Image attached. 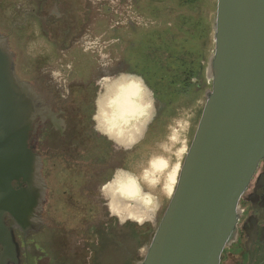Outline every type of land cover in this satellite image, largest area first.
Listing matches in <instances>:
<instances>
[{
	"label": "water",
	"instance_id": "water-1",
	"mask_svg": "<svg viewBox=\"0 0 264 264\" xmlns=\"http://www.w3.org/2000/svg\"><path fill=\"white\" fill-rule=\"evenodd\" d=\"M26 1L17 6L25 8ZM13 6L0 10V24L10 20ZM212 29L211 89L144 264H219L236 238L238 201L264 160V0H217ZM45 45L22 37L13 42L15 54L0 33V211L33 231L46 186L31 142L38 121L62 122L16 67L26 74L32 61H41ZM66 65L62 59L52 68L59 72Z\"/></svg>",
	"mask_w": 264,
	"mask_h": 264
},
{
	"label": "flooded vegetation",
	"instance_id": "flooded-vegetation-1",
	"mask_svg": "<svg viewBox=\"0 0 264 264\" xmlns=\"http://www.w3.org/2000/svg\"><path fill=\"white\" fill-rule=\"evenodd\" d=\"M25 3L22 9L17 6V0H0V10L14 5L10 20L5 25L0 24V33L8 37L15 54L13 42H19L22 37L29 41L41 38L46 43L40 62L32 61L25 69L26 74L20 73L17 67L16 71L21 78L28 76L22 79L57 113L62 126L38 121L31 145L41 159L40 172L46 186L44 200L36 214L40 225L35 231L20 229L11 214L0 211V264H128L134 257V248L124 245L123 235L139 238L144 227L133 229L132 225L117 221L116 215L124 220L129 219L128 213L120 208L113 212V206L100 192L101 185L111 178L113 171L124 167V150L116 148L117 145L124 147L95 131L92 120L95 105L91 102L89 85L83 88L63 85L60 72L65 69L53 76L52 68L54 62L67 54L74 58L73 52L80 45L90 38L95 39L91 24L108 29L122 28L124 14L118 17L115 9H122L124 0H27ZM111 9L116 19L121 20L116 25L109 16ZM101 13L108 14L110 20L98 21L96 17ZM38 32L40 37H36ZM102 39L103 36L100 41ZM70 66L66 65L68 72L72 69ZM101 75L107 76L103 68ZM100 81L101 90L103 78ZM89 84L93 88V83ZM97 90L98 87L95 94ZM157 101L159 108L158 98ZM71 108L75 109L73 115L69 113ZM172 142L177 143L178 139ZM53 143L57 149L49 148ZM186 153L187 150L184 157ZM173 171L177 181L180 164L177 170L176 163L159 177L164 193ZM57 180L61 181L60 187ZM175 185H172V194ZM104 206L115 215L111 213L107 219L97 220ZM238 207L236 238L223 249L219 264H264V160L258 163Z\"/></svg>",
	"mask_w": 264,
	"mask_h": 264
},
{
	"label": "rangeland",
	"instance_id": "rangeland-1",
	"mask_svg": "<svg viewBox=\"0 0 264 264\" xmlns=\"http://www.w3.org/2000/svg\"><path fill=\"white\" fill-rule=\"evenodd\" d=\"M130 1L124 0V7L115 9L118 11V17L121 13L124 14L122 28L108 29L102 25L96 27L95 24H91L92 35H95V38L103 36V39L98 45H91L87 53L82 51L85 44L80 45L81 47L73 52L75 59L70 55L63 57L65 63L67 62L69 66L72 64V67L70 66L72 69L68 72L64 67V73L69 74V77L62 75V79L66 81V84L70 86L72 84V87L73 85H81L79 87L89 85V88L94 91L91 94V102L95 105L97 93L100 91V82H102L100 80L106 77V75H101L102 68L107 76H114L120 72L141 75L151 89L153 98L156 100L158 98L160 105L158 109L155 108V115L151 120L142 127V137L139 143L132 146L126 145L124 149L116 147L124 150V167L136 170L144 154L157 145H160L170 157L171 166L176 163V166L180 164L181 167L184 153L192 142L205 105V94L211 89L207 63L214 49L212 22L216 15L217 0H198L196 10L187 6L182 9L183 7L181 8L176 0ZM111 10L109 16H112L113 23L116 25L121 20L116 19V13L113 9ZM96 19L102 22L105 19L110 20L108 14L105 13L98 14ZM41 42L45 43L42 39ZM70 54L72 55L71 52ZM202 56H205L204 59ZM191 60L195 63L201 62L200 79H193L192 82H201L200 86L203 89L190 97L178 96L166 85L169 83L171 87H174L177 81L182 83L185 79V67L187 62H192ZM105 62L109 63L108 68L101 66ZM83 70L87 73L81 72ZM90 82L93 83V88ZM96 87L98 90L95 94ZM74 110L71 108L69 113L73 115ZM163 110L165 112L162 115ZM181 117L187 119L189 123L186 130L178 133V142L162 143L169 135V124L175 118ZM49 148L57 149L58 147L53 143ZM62 174L66 175V172L63 171ZM149 190L155 191V189ZM160 196L154 220L143 224L131 219L123 220L125 224L132 225L133 229L147 226L139 238L127 233H124V237L117 235L123 237L124 245L134 248V257L128 264H138L143 260L154 231L168 206L172 192L168 194L166 190L164 193L161 189ZM109 210L106 206L102 207V213L97 212V219H107L112 213ZM116 217L117 221H122L117 215ZM117 232L112 235L114 236ZM124 232L127 231L124 229Z\"/></svg>",
	"mask_w": 264,
	"mask_h": 264
},
{
	"label": "clouds",
	"instance_id": "clouds-1",
	"mask_svg": "<svg viewBox=\"0 0 264 264\" xmlns=\"http://www.w3.org/2000/svg\"><path fill=\"white\" fill-rule=\"evenodd\" d=\"M99 42V37L90 38L85 42L84 51H89L91 45H98ZM101 66L108 68L109 63H102ZM59 74L53 72V76ZM103 85L97 93L92 116L95 131L121 147L139 143L142 127L155 115V100L151 89L142 76L131 72L106 76L103 78ZM188 123L185 118H175L168 126L170 131L166 141L162 143L177 140L178 133L186 130ZM170 168V157L157 145L144 154L136 170L116 168L111 178L101 185L100 192L113 206V212L120 208L128 213L129 219L143 224L155 219L154 213L163 187V181L159 177ZM175 177L176 173L173 171L167 187L168 194H171L172 185L176 183ZM139 264H144L143 260Z\"/></svg>",
	"mask_w": 264,
	"mask_h": 264
},
{
	"label": "trees",
	"instance_id": "trees-1",
	"mask_svg": "<svg viewBox=\"0 0 264 264\" xmlns=\"http://www.w3.org/2000/svg\"><path fill=\"white\" fill-rule=\"evenodd\" d=\"M179 3V6L184 9L185 6L189 7L190 9H194L196 10L197 6H198V0H176ZM203 57V56H202ZM205 57V56H204ZM203 57V59H204ZM201 59V60H203ZM192 62H187V66L186 68V73H185V79L184 81L181 83L180 81H177V83H174L175 86L171 87V85L169 83H167L166 87L170 90H172L173 92L176 93V95L180 96H184L187 95L186 97H190L191 95H195L199 92L202 91L203 87L200 86L202 85L201 82H192L193 79H200V75H201V62H197L195 63V61L191 60ZM188 64H190V66H188ZM94 93L93 90H91L89 92V94ZM176 96V97H178ZM91 124V123H89ZM89 126V125H88ZM82 128H84V125H81ZM85 131H83L84 133ZM145 230L147 229V226L145 225ZM144 232V230L142 231Z\"/></svg>",
	"mask_w": 264,
	"mask_h": 264
},
{
	"label": "bare ground",
	"instance_id": "bare-ground-1",
	"mask_svg": "<svg viewBox=\"0 0 264 264\" xmlns=\"http://www.w3.org/2000/svg\"><path fill=\"white\" fill-rule=\"evenodd\" d=\"M188 151V150H187ZM181 168V167H180ZM178 179V178H177ZM176 183H177V181H176ZM176 186V185H175ZM175 189V188H174ZM174 192V191H173Z\"/></svg>",
	"mask_w": 264,
	"mask_h": 264
}]
</instances>
